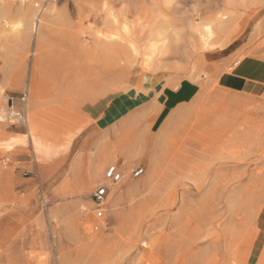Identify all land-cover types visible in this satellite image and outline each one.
<instances>
[{
  "label": "rangeland",
  "instance_id": "obj_1",
  "mask_svg": "<svg viewBox=\"0 0 264 264\" xmlns=\"http://www.w3.org/2000/svg\"><path fill=\"white\" fill-rule=\"evenodd\" d=\"M243 55L264 57V0H57L37 20L0 0V118L29 92L25 126L0 120V264H254L264 104L213 79ZM80 153V185L101 176L58 188Z\"/></svg>",
  "mask_w": 264,
  "mask_h": 264
},
{
  "label": "crops",
  "instance_id": "obj_2",
  "mask_svg": "<svg viewBox=\"0 0 264 264\" xmlns=\"http://www.w3.org/2000/svg\"><path fill=\"white\" fill-rule=\"evenodd\" d=\"M36 18H37V11H36ZM2 64V63H1ZM15 66V63H13V68ZM214 82L216 83L217 87L219 88V92L226 93L229 95L236 94L239 96H243L248 99H256L259 102L264 104V57L259 55H243L240 57L237 61H235L229 70H223L217 74H214ZM177 96H181V94H177ZM20 103L18 104L17 101H13V107L17 108L20 107ZM9 104L7 105V107ZM34 110V108H33ZM26 112H27V121H28V103L26 104ZM16 146V157L23 158L24 155L22 154V142L21 140ZM12 143V142H11ZM8 146H10V142L7 143H0V149H7ZM14 146V147H15ZM86 147L82 146L80 148L81 151H84ZM98 151V150H97ZM96 153V152H94ZM93 155V154H92ZM92 155H88V159L86 161H83V158H85V154L80 153L69 165H68V173L66 174V177L60 182L58 185V188H60V185L67 179L65 185H63V188L70 185V182L76 181V184L78 188L76 190L83 191L84 189H89L91 183L96 180L97 177L101 176L102 171V165L103 160L98 161L100 171L99 175H97L96 178H90L86 180V183L82 186L78 182V179L76 177L77 173L83 172L85 173L88 163L90 161V158ZM56 157L52 158L48 162H38L40 165L44 166V170H48L49 168H52ZM98 160H100L98 158ZM113 164H119L120 163L115 160L110 162L103 173V178L107 181L105 183H101L99 185H107L110 188L109 194L114 193L117 189L118 183L122 180H120L116 184H112L107 176L106 172L109 166ZM1 173V172H0ZM93 180V181H92ZM89 181V182H88ZM91 181V182H90ZM28 182V180H27ZM97 185V186H99ZM72 186H75L74 184ZM96 186V187H97ZM80 187V188H79ZM62 188V187H61ZM83 189V190H82ZM109 196V195H108ZM264 223V218H263ZM256 240V239H255ZM264 247V225H263V231L258 240H256V245L254 246V264H259V258L262 255V250Z\"/></svg>",
  "mask_w": 264,
  "mask_h": 264
},
{
  "label": "built area",
  "instance_id": "obj_3",
  "mask_svg": "<svg viewBox=\"0 0 264 264\" xmlns=\"http://www.w3.org/2000/svg\"><path fill=\"white\" fill-rule=\"evenodd\" d=\"M56 1L57 0H33V6L37 11V18L41 14L44 7L48 4V2ZM28 98V89H24L18 97V100L21 103L20 107L14 108V97L8 96L7 101L9 102V110L7 114H4L5 118L3 117L1 121H6L8 120V117H12L14 121H9L10 125L25 126L27 123L26 104L28 102ZM141 172L142 168H140L139 166L131 170V174L133 176H138ZM106 176L112 184H116L123 178V170L119 164H113L107 169ZM109 191L110 188L107 185H99L91 193V200L95 204L94 211L97 217L103 216L104 204L109 195Z\"/></svg>",
  "mask_w": 264,
  "mask_h": 264
},
{
  "label": "bare ground",
  "instance_id": "obj_4",
  "mask_svg": "<svg viewBox=\"0 0 264 264\" xmlns=\"http://www.w3.org/2000/svg\"><path fill=\"white\" fill-rule=\"evenodd\" d=\"M50 3H54V2H50ZM47 12H48L50 18H52V19H55V18L59 17V12L56 11L54 9V7H50V8L48 7ZM25 15L28 18L29 17V12H25ZM206 34L210 35V31H207ZM29 107H31V104H29ZM26 114H27V112H26ZM2 119H3V117L1 116L0 120H2ZM94 171L96 172V175H99L100 167H99L98 161L97 162L95 161V162H93L90 165V167H89V169L87 171V176H88L89 179L92 178ZM263 250H264V247H263ZM263 250H262V254H263L262 257L263 258L262 257L259 258V264H264V252H263Z\"/></svg>",
  "mask_w": 264,
  "mask_h": 264
}]
</instances>
